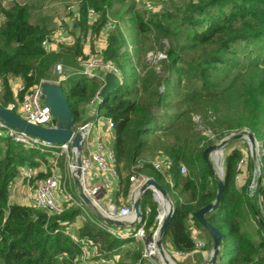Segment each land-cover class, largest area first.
<instances>
[{"label": "trees", "instance_id": "16d2710c", "mask_svg": "<svg viewBox=\"0 0 264 264\" xmlns=\"http://www.w3.org/2000/svg\"><path fill=\"white\" fill-rule=\"evenodd\" d=\"M138 1L79 0L81 28L85 36L91 29L97 37L115 23L103 55L120 70L123 84L99 109L115 125L112 146L121 188L126 195L131 192L134 174L159 181L174 203L164 238L169 236L177 251L187 253L195 250L192 223L203 227L195 212L217 196L218 180L203 157L208 146L244 129L253 132L261 145L264 181V66L252 48L242 50L244 44L264 39V0H184L174 15L166 12L157 19L147 15L145 6L139 8ZM214 8L220 14L207 20L203 15ZM90 9L97 12L93 20ZM44 40L52 41L49 25L34 24L29 5L14 1L7 6L0 0V106L7 108L15 101L13 79L27 88L55 80L56 63L76 64L83 55L79 41L52 51L44 47ZM104 74L89 77L77 70L62 83L76 122L82 118L81 104L96 97ZM45 153L15 142L0 126V264H78L82 240L98 246L96 260L109 259L132 239L134 249L122 250V259L115 264H154L140 252L144 239L117 237L88 208L85 213L74 205L62 215L50 216L36 206L10 201L20 166L34 165L36 157ZM159 157L169 159L171 167L156 169L154 161ZM241 157L237 147L226 155L224 198L206 216L225 234L219 263L231 237L223 264H264L260 207L246 187H236ZM181 164L189 168L188 174L181 173ZM258 192L264 206L263 184ZM148 203L152 211L143 220L147 234L153 231L157 214L151 190L143 197L144 212ZM80 215L85 221L75 240L67 232ZM212 245L210 241L208 246Z\"/></svg>", "mask_w": 264, "mask_h": 264}, {"label": "built area", "instance_id": "2783aa9c", "mask_svg": "<svg viewBox=\"0 0 264 264\" xmlns=\"http://www.w3.org/2000/svg\"><path fill=\"white\" fill-rule=\"evenodd\" d=\"M97 17V12L94 9L89 10V18L91 20ZM109 27V26H108ZM53 39V37H52ZM50 40H44L43 45L45 48L49 49ZM78 70L90 76L105 73L107 71H114L119 75L120 70L112 61L105 59L103 54L91 55L87 57H80L78 63ZM54 71L58 73V78L49 82L62 84L65 82L69 76L65 71V68L61 62H58L54 66ZM46 82V81H45ZM44 82L36 84L32 87H25L24 83L18 88V91L15 93V101L11 102L8 105V109L16 111L17 114L22 116L27 121L39 124L43 126H55L56 121L51 113V107L44 102L43 98V85ZM99 100L98 96L93 99ZM93 101V102H94ZM108 127L114 130V123L110 119L107 120ZM0 126L3 127L5 135L11 137L15 142L24 145L27 148H34L42 152L51 153L53 157L58 158L62 155H66L68 158V171L70 180L75 179L77 175V164H76V149L72 147L71 143L65 144H55L52 141L42 139L40 137L29 134L25 131L17 130L13 127L6 125L0 121ZM95 127L94 121H86L79 123L75 126V131L79 130L82 132L83 137L85 138V146L87 140L93 136L94 139V148L91 149L88 155L85 151L83 153L82 160V173L79 177L82 192L87 195L94 206L104 215L114 218H124L126 216H135L134 210V201L137 198L138 190L143 181L146 180V176L143 175H132L130 180L133 183V194L134 199L130 205L120 206L115 214L107 209L99 199L100 185L93 183L90 178V172L93 166L98 169L103 178L105 179V184L109 186L108 180L109 177H114L115 179H120V172L117 164V157L114 151L113 146L107 143V140L104 137V134L101 130L93 132ZM208 133H211L210 131ZM260 156H261V145H260ZM248 155H244L240 158L237 164V175L236 178H239V173L242 171L244 165L247 163ZM156 169L166 170L171 167L172 163L169 159L165 157H159L154 161ZM180 171L182 174H188L189 169L185 164H181ZM35 174V169L31 165H22L18 171V178L22 181L30 180ZM224 176V170L222 171V177ZM66 185V183H64ZM62 187L61 177L58 176L55 172L48 176L38 178L36 181V189L34 194V204L36 207L45 210L50 216H59L66 211L65 205L59 201L58 190ZM63 188V187H62ZM68 187L64 186L65 196L69 200H73L82 210L87 212V206L82 200L81 197L76 198L71 192L67 189ZM68 190V191H67ZM154 200L158 202L157 198L153 195ZM152 211L151 206H147L145 214H150ZM160 219V217H159ZM140 220V226L135 231V236L141 239L150 238L146 231V221ZM73 239L78 240L72 232H67ZM156 235V233H155ZM155 235L153 237H155ZM150 241H148V246L150 248ZM87 242L82 240V245ZM205 246V243L201 240L196 243V248H202ZM83 251L81 255L80 264H110V262L105 258H100L99 260H94V256L97 254L96 250L87 249L83 246Z\"/></svg>", "mask_w": 264, "mask_h": 264}, {"label": "crops", "instance_id": "0c3cea01", "mask_svg": "<svg viewBox=\"0 0 264 264\" xmlns=\"http://www.w3.org/2000/svg\"><path fill=\"white\" fill-rule=\"evenodd\" d=\"M76 15H77V17H79V19L81 18L79 6H78V12H76ZM76 30H77L76 33H74V34H76L75 38L70 37V36H68V37L62 36V38H60L57 41H54V39H52V41L50 42L51 43L50 44L51 45L50 50L59 51L61 49V47L72 46L77 41H79L83 45V53H85L88 56H91V55L95 56L98 54H103L105 52V50L108 47L109 38L107 39L106 37L105 38L103 37L104 41H102V35L104 34V32H103V34L100 33V35L96 37L92 33L91 29H89L90 33L88 32L86 36L83 33V31L81 32V28L79 30V26L76 28ZM79 58L80 57H78V59ZM78 63L79 62L77 61L76 64L78 65ZM22 84H23V82L20 79L16 78V79L12 80V88H13L14 93H16L18 91V88ZM102 85H103V83H102ZM93 101L94 100L87 102L85 104L86 106L82 107V111H83L82 113L83 114H82V120L80 123H83V122H86L89 120L94 121L95 127H94L93 132L95 133L96 131L101 130L104 134L105 139L107 140V143L112 146L114 143V139H115V132L113 129L108 127V122H107L108 118H106L103 115V113L100 112L99 106L102 103V101H100V100H95L94 102ZM93 142H94V139H93V136H91L87 140V143H86V146L84 149L86 155H88L89 152L91 151V149L94 148ZM237 144L238 145H235L232 149H234L236 147L239 148L242 152V156L248 155V159H247V163L244 165L242 171L239 173V178H236V187L238 189H243L245 187L247 188L249 197L252 199V201L254 203H256V205H258L260 207L259 210L261 212L262 217L264 218V206L262 205L263 198H262V195L259 194V192H258V187L262 184L264 185V181L262 182V180H261V184L259 183V179L261 176V170H260V174H258V173L256 174L254 171L249 142L247 140L241 139V143H237ZM259 144H260V142H259ZM232 149H230L228 151V153L231 152ZM44 159L45 160H42L40 157L36 158L35 164L37 166L31 165L33 167H37L34 169H35L36 175H38V178L44 177L42 175H44V174L46 175L48 170L58 174V176L61 177L62 187H63V188L61 187L58 190L59 201L65 205L66 210L71 208L74 205L78 206L73 200H69L66 196H64V194H62V191H61V189H64V186H66V185L64 184L65 182L63 181V177H62L63 174H62V172H60L59 169H60L61 164L64 166L67 165V163H68L67 156L62 155V156L55 159V157H53L52 154L49 152V153L44 154ZM224 162H225V157H224ZM260 167H261V164H260ZM215 170H216V174L218 175L219 171H218V166L216 164V161H215ZM146 177H153V176L146 175ZM90 178H91V181L93 183H97L100 185L99 199H100L101 203L107 209H109L112 212V214H115L120 206L130 205L132 203V201L134 199L133 191L131 190V192H129L127 195L124 193V190H122V188H121V177H120V179H115L114 177L108 176V180H106V181L109 182V186H107L104 182L105 179L103 178V175L101 174V172L98 169H96L95 166H93L91 169V172H90ZM72 181H74L73 182L74 187L79 194L78 195V198H79V197H81L80 196V189H79L78 185L75 183V179H72ZM131 185L133 187V183ZM35 186H36V183H35ZM71 187H72V184L69 183V188H67V189L70 192H71ZM30 189H31L30 182L27 180H25V181L20 180L18 178V174H17L15 176L12 184H11V187H10V201L13 203H18V204H22V205L35 206L34 194H35L36 187H35V189H33V192H31ZM71 194L74 195L73 192H71ZM147 206H151V205L148 203L146 205V207ZM87 208L92 211V209L89 206H87ZM142 209H143V205H142ZM84 212L87 213L86 211H84ZM82 216H83V220L81 221V220H79V217H82ZM133 218H132V216H126L122 219L126 220V221H132ZM84 221H85L84 215L78 216L77 220L73 224L69 225V228H70L69 231L77 234L78 230L83 226ZM139 226H140L139 223L135 224V225H125L123 227L115 226V225H108L107 230H109L111 233H113L114 235H116L119 238L121 237V238L130 240L131 235H132V236H134V238L137 241H140L143 239L136 237L134 235L135 231L137 230V228ZM254 226L256 228L257 225L254 224ZM192 231H193V235L195 236L196 243L202 240L205 243V246H203L202 248H198V247L196 248V244H195V250H193L191 252H187V253H183V252L178 251L177 253H178V255L184 254L183 255L184 259L189 258L190 256H195L197 253H199V254L201 253V257L199 258V260H195V261L190 262V263L186 262V264H203V263H206L210 259L211 252H212V246H208V243L211 241V236H210L209 232L204 227H199V226L195 225L194 223H192ZM261 233H262V235H264V231ZM171 242L173 244L172 239H171ZM134 243L135 242H133V239L131 241H127L121 247L124 249H120V250L124 251V250H129L130 248L134 249V247H135ZM227 243L228 244L232 243L231 237L229 238ZM88 245L89 246L91 245V247L90 248L87 247ZM84 246L87 249L96 250V252L98 253L99 248H98V246L93 245V243L92 244L91 243H84ZM121 251L120 252L117 251V253L113 257H109V259H107L110 262V264H115L116 261L118 262L119 260L122 259L123 251L122 252ZM94 260H96V258H94ZM127 261L130 262V260H127Z\"/></svg>", "mask_w": 264, "mask_h": 264}, {"label": "water", "instance_id": "95a60500", "mask_svg": "<svg viewBox=\"0 0 264 264\" xmlns=\"http://www.w3.org/2000/svg\"><path fill=\"white\" fill-rule=\"evenodd\" d=\"M123 84L122 77L114 72L107 71L104 74L103 85L99 89L97 96L100 101L106 99L111 92L118 90ZM43 87V98L44 102L51 107V113L54 119L56 120L55 126H43L39 124H34L22 116L17 114L16 112L0 106V121L5 123L6 125L13 127L20 131H25L34 136L40 137L42 139H46L52 141L55 144H65L71 143L72 147L76 149V164H77V177L75 178V183L78 185L80 189V196L83 201L89 206L92 211L105 223L108 225L115 226H125V225H135L140 222L141 219L144 218V213L142 209L143 205V197L148 190H152L154 192V196L156 198V192H160L161 195L169 202L170 209L165 216V218L159 222L156 235L157 241L156 244L158 249L162 255H168L167 251L164 247V236L166 234L168 225L172 219L174 213V203L169 195L167 189L159 183L153 177H147L145 181H143L139 187L137 198L134 201V210L135 216L132 221H126L120 218L109 217L101 213L92 203L91 199L82 192L81 183L79 177L82 173V160L83 153L85 149V138L82 135V132L79 130L75 131L76 119L73 115V112L70 108L67 95L64 91V87L59 83H52L46 81L42 85ZM247 140L250 144L251 149V157L252 163L254 167V171L257 174L261 167L259 165L260 160V144L255 136V134L249 130H244L239 133H233L230 136L222 139L220 142L208 146L204 152L203 157L208 164V167L212 171V173L216 176L218 180L217 185V196L216 199L209 203L208 205L198 209L195 212L196 219L202 224V226L209 232L212 241V252L210 259L203 264H218L221 260L222 256L220 255V247L222 239L225 237L223 231H221L217 226L212 224L206 214L214 209H218L221 205V202L224 198V178L220 177L216 174L215 170V161L218 159V155L223 152V150L235 140ZM214 159V160H213ZM259 183L261 184V178L259 179ZM134 187H132L133 191ZM160 206V204H159ZM161 211V210H160ZM260 222L264 226V219L259 218ZM154 237L148 238V241L153 240ZM171 257V256H170ZM174 264H177L172 258L170 259ZM166 264H172L167 260Z\"/></svg>", "mask_w": 264, "mask_h": 264}, {"label": "rangeland", "instance_id": "374dc122", "mask_svg": "<svg viewBox=\"0 0 264 264\" xmlns=\"http://www.w3.org/2000/svg\"><path fill=\"white\" fill-rule=\"evenodd\" d=\"M14 1H19L21 3H26L27 5H29V8L31 10V21L34 24L46 23L47 25H49L50 33H51V36L53 37L54 41L59 40L60 38H62V36H67V37L70 36V37L75 38L76 34H74V33H76V31H77L76 28L78 26H79V30L81 28V25H82L81 18L79 19V17H77V15H76V12H78L79 0H5V4L7 6H9ZM182 1H184V0H169V1H167V0H140V1H138V5H139L138 7L144 9V6H145V8L147 10V15L148 16L153 15L154 18L157 19L159 17V15H160V17H161V15L165 16L166 12H169V13L174 15L175 12H177L176 9L179 8ZM220 11L221 10L219 8H214L210 13L204 14L203 16L206 17L207 20H210L211 18H214L215 16L220 14ZM113 21L117 22L116 20H113ZM113 31H115V23H113V24L109 23L104 28V30L101 32V34H103V32H104V34L102 35V41H104L105 37L108 39L110 33H112ZM81 32H82V28H81ZM88 32L90 33V30ZM252 44H250L251 46H246L244 44L242 50H244V52H247L252 48L254 56L258 55V56L262 57L261 62H262V66H264V39H261L260 41L252 43ZM131 47H132V44H131ZM49 48H51V45H49ZM158 53H161V52H158ZM161 55H163V53H161ZM81 56L87 57L88 55L83 53V55H81ZM149 56L153 57V53L150 52ZM59 62H61L63 64L65 71L68 74L69 78L72 76V74H74V72H77V69L79 68V66L77 64H68V62L63 61V60H61ZM78 62H79V60H78ZM125 72H126V77L129 78L131 76V68L127 67ZM53 75H54V79L56 80L58 78L59 74L54 72ZM0 85H1V81H0ZM1 93H2V89L0 87V95H1ZM86 103L87 102H84L81 104L82 105L81 110H82L83 106H86L85 105ZM81 120H82V118L76 122V125L79 124L81 122ZM244 130H247V129H244ZM235 133H238V132H235ZM237 143H241V140H235L234 142L230 143L223 150V152H221L218 155V159H216V164L218 166V171H219L218 176L222 177V171L224 170V168H223L224 167V157H226V154L228 153V151L230 149H232L235 145H238ZM39 157L42 160H45L43 155H38V157H36V158H39ZM67 165L64 166L61 164L59 170L63 174L62 177H63V181L66 183V187L69 188V183H71L72 184L71 192H73L74 196L76 198H78L79 194L74 187V183H73L74 181H72V180L70 181V178L68 175L69 171H68ZM259 165H260V163H259ZM34 166H37V165L34 164ZM34 168H37V167H34ZM52 173L53 172L48 170L47 174L46 175L44 174L42 176H47V175H50ZM258 174H260V171L258 172ZM223 178H224V176H223ZM36 180H38V175H36V172L33 175V177L30 178V180H27L30 182L31 192H33V189H35V187H36L35 186ZM61 191H62V194H64V196H65V190L61 189ZM153 195H154V192L152 191V197H153ZM153 199H154V197H153ZM151 204H153V202ZM159 204H160L159 202H156V205H157V214H156V218H155L156 220L153 224V231L151 230V232L148 233V235L150 237L155 235L157 228H158V225H159V222L161 221V218L159 219V217L161 216V211H160L161 205L159 206ZM79 220L82 221L83 216L79 217ZM73 234H74V236H77V234H75V233H73ZM155 238H156V235H155L154 239L151 240V242H150L151 248H152V244H153V241L155 240ZM81 244H82V242H81ZM81 246H82L81 251H83L84 245H81ZM87 247L90 248L91 245L90 246L88 245ZM164 247H165V250L167 251V253L169 254V257L171 256L170 258H172L177 264H186V262L190 263V262H193L195 260H199V258L201 257V253L200 254L197 253L195 256H190L189 258L184 259L183 258L184 254L178 255V253H177L178 251L176 250V248L172 244L169 236H166L164 238ZM230 247H231V244L226 243V247L223 250V260L219 264H223L227 260L228 255H229V251H230ZM153 249H154L153 250L154 254H151L150 248L148 246V240H147V238H144L143 248L140 250V252L142 251L144 257H146L148 259V261H151L154 264H164L161 261V258H160L161 256L159 255L156 246H154ZM81 255H82V252H81ZM81 255H79V257H77L75 259V261L78 264H80L79 262L81 261ZM116 263H117V261H116Z\"/></svg>", "mask_w": 264, "mask_h": 264}, {"label": "bare ground", "instance_id": "6f19581e", "mask_svg": "<svg viewBox=\"0 0 264 264\" xmlns=\"http://www.w3.org/2000/svg\"><path fill=\"white\" fill-rule=\"evenodd\" d=\"M156 198H157V200H158V202L160 203V205H161V216H160V218H161V221L165 218V216L167 215V213H168V211H169V209H170V204H169V202L161 195V193L160 192H156ZM133 217V216H132ZM157 235H156V238H155V240L153 241V244H152V248H151V244H150V253L151 254H154V252H153V248H154V246H156V248H157V251H158V253H159V255L161 256L160 258H161V260L163 261V263L164 264H166L167 263V260L168 261H170L172 264H174L170 259V257L168 256V255H162V253H160V251H159V249H158V246H157V244H156V241H157ZM165 257V258H164Z\"/></svg>", "mask_w": 264, "mask_h": 264}]
</instances>
